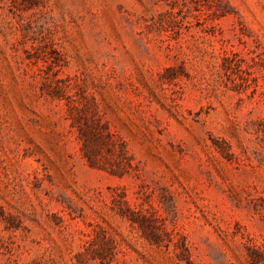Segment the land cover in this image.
<instances>
[{
  "label": "rangeland",
  "instance_id": "obj_1",
  "mask_svg": "<svg viewBox=\"0 0 264 264\" xmlns=\"http://www.w3.org/2000/svg\"><path fill=\"white\" fill-rule=\"evenodd\" d=\"M0 264H264V0H0Z\"/></svg>",
  "mask_w": 264,
  "mask_h": 264
}]
</instances>
